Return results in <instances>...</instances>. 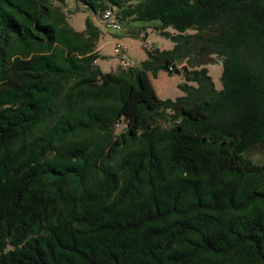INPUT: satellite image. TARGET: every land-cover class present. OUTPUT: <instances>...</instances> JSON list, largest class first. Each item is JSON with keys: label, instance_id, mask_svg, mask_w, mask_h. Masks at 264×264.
<instances>
[{"label": "trees", "instance_id": "1", "mask_svg": "<svg viewBox=\"0 0 264 264\" xmlns=\"http://www.w3.org/2000/svg\"><path fill=\"white\" fill-rule=\"evenodd\" d=\"M74 1L173 48L102 73L66 0H0V264H264V0Z\"/></svg>", "mask_w": 264, "mask_h": 264}, {"label": "rangeland", "instance_id": "2", "mask_svg": "<svg viewBox=\"0 0 264 264\" xmlns=\"http://www.w3.org/2000/svg\"><path fill=\"white\" fill-rule=\"evenodd\" d=\"M64 10L67 22L73 30L83 31L87 19L99 29L100 37L96 47L101 58L97 60L96 65L102 73L113 72L119 67L126 69L139 68L140 63L147 58L145 49L171 50L173 48L171 41L151 29H147V36L141 34L136 38L127 35L126 28L122 25L117 30L105 29L99 24L97 16L74 0H66ZM204 61L207 63L204 67L208 70L215 88L217 90L221 89L219 80L221 66L216 63L214 57H206ZM124 63H127L128 66L124 67ZM150 80L159 99H174L182 95L178 89V85L184 82L180 74L168 76L164 72H159L156 78L150 76ZM121 130L122 126L119 125L117 132ZM249 155L253 158L258 155L260 164L264 165V146L250 151Z\"/></svg>", "mask_w": 264, "mask_h": 264}, {"label": "built area", "instance_id": "3", "mask_svg": "<svg viewBox=\"0 0 264 264\" xmlns=\"http://www.w3.org/2000/svg\"><path fill=\"white\" fill-rule=\"evenodd\" d=\"M99 24L105 29L117 30L120 28V24L118 22V19L115 13H113L110 10L104 11V13L100 17ZM127 66L128 64L124 63V67H127Z\"/></svg>", "mask_w": 264, "mask_h": 264}]
</instances>
